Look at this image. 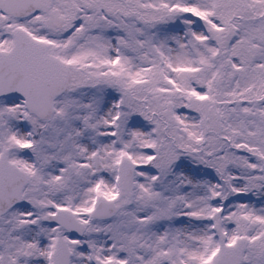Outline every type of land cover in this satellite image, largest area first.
<instances>
[{
    "label": "snow or ice",
    "instance_id": "6c2138e0",
    "mask_svg": "<svg viewBox=\"0 0 264 264\" xmlns=\"http://www.w3.org/2000/svg\"><path fill=\"white\" fill-rule=\"evenodd\" d=\"M0 264H264V0H0Z\"/></svg>",
    "mask_w": 264,
    "mask_h": 264
}]
</instances>
